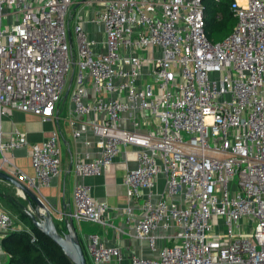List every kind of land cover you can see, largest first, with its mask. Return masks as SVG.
Wrapping results in <instances>:
<instances>
[{"label": "built area", "instance_id": "obj_1", "mask_svg": "<svg viewBox=\"0 0 264 264\" xmlns=\"http://www.w3.org/2000/svg\"><path fill=\"white\" fill-rule=\"evenodd\" d=\"M205 1L0 0V123L14 112L51 121L68 93L73 135L90 117L98 148L73 164L69 214L40 194L61 173L55 132L29 145L0 127V171L59 222L106 225L109 207L84 180L136 154L118 214L152 256L89 235L90 264H264V0H231L236 24L220 42L207 38ZM26 146L31 175L13 162ZM11 231L0 207V238Z\"/></svg>", "mask_w": 264, "mask_h": 264}, {"label": "crops", "instance_id": "obj_2", "mask_svg": "<svg viewBox=\"0 0 264 264\" xmlns=\"http://www.w3.org/2000/svg\"><path fill=\"white\" fill-rule=\"evenodd\" d=\"M71 107L70 101L66 98L58 106L56 115L51 121L43 123L34 115L14 112L3 117L0 123L4 137H7L13 129H17L25 134L29 145L40 144L51 132L57 134L61 150V173L52 180L48 188H41L40 194L52 207L65 214H69L73 209L72 191L77 181L73 171L74 162L77 158L94 159L98 152L96 138L91 131L90 117L79 121L77 128L80 131V136L75 137L73 135V129L70 126V120H72ZM13 162L21 170L31 175L29 146L15 150ZM136 166V154L132 148L127 147L101 177H89L84 180V183L90 188L92 197L104 201L109 207V211L105 215L106 225L90 223H82L80 226L73 225L84 249L87 245V236L97 235L104 245L119 247L125 258L131 254L145 258L152 256L147 242L133 238L129 224L118 214V211L127 205L126 190L122 185V179L127 169L132 170ZM6 184L9 183L6 182ZM163 185L161 178L155 190L160 192ZM18 195L16 194V196ZM137 205V203L133 205L135 215L139 213ZM167 243H169L168 240L162 239L158 241V246L161 247ZM7 260L8 255L0 246V264Z\"/></svg>", "mask_w": 264, "mask_h": 264}, {"label": "trees", "instance_id": "obj_3", "mask_svg": "<svg viewBox=\"0 0 264 264\" xmlns=\"http://www.w3.org/2000/svg\"><path fill=\"white\" fill-rule=\"evenodd\" d=\"M229 1L230 4L223 0L213 3L211 0L212 4H205V32L212 42L216 34L227 32L225 36L227 37L236 24V19L230 11L231 0ZM217 13L220 14L219 19L216 18ZM233 21L234 24H232ZM0 201L17 208L24 206L25 203H22V199L10 198L5 193H0ZM20 214L28 221L29 231H11L0 241L2 250L8 255V260L3 264H71L61 249L32 225L23 209ZM56 228L60 233L66 232L64 225L60 228L56 225ZM82 250L87 264H90L83 246Z\"/></svg>", "mask_w": 264, "mask_h": 264}, {"label": "water", "instance_id": "obj_4", "mask_svg": "<svg viewBox=\"0 0 264 264\" xmlns=\"http://www.w3.org/2000/svg\"><path fill=\"white\" fill-rule=\"evenodd\" d=\"M65 93L64 99L67 98ZM0 180L6 181L14 186L22 198L26 201L28 207L23 209L25 215L29 218L32 225L43 235L48 237L56 244L63 254L67 257L71 264H87L80 240L74 229L71 219H67L65 223L66 232L60 233L53 221V215L46 210L39 199L27 190L21 183L13 177L0 171Z\"/></svg>", "mask_w": 264, "mask_h": 264}, {"label": "rangeland", "instance_id": "obj_5", "mask_svg": "<svg viewBox=\"0 0 264 264\" xmlns=\"http://www.w3.org/2000/svg\"><path fill=\"white\" fill-rule=\"evenodd\" d=\"M225 2H228L230 4L229 0H223ZM205 4H212L211 0H207ZM220 15L219 13L216 14ZM236 23V20H235ZM232 24H234V21L232 22ZM70 29H72V23H70ZM97 34V33H96ZM227 35V32H222L220 34H216L215 36H213V42H220L222 41L225 36ZM0 193H5L7 194L10 198H15V199H22V203H24V206L17 208V207H11L9 206L6 202L4 201H0V207L2 210H4L5 212L8 213V215L11 217L12 219V229H14L15 231H20V230H27L29 231V223L26 219H23L21 216V211L22 209H24L25 207H28L26 201L22 198V196L18 193V191L10 186L9 184H6V182L4 181H0ZM6 185V186H5ZM16 194L18 196H16ZM53 221L55 223V225H57L59 228L62 227L63 225L65 226V223H61L57 220L56 215H53Z\"/></svg>", "mask_w": 264, "mask_h": 264}]
</instances>
